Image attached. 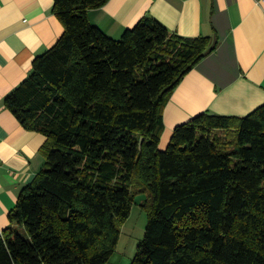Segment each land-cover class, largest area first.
I'll list each match as a JSON object with an SVG mask.
<instances>
[{
	"label": "trees",
	"instance_id": "obj_1",
	"mask_svg": "<svg viewBox=\"0 0 264 264\" xmlns=\"http://www.w3.org/2000/svg\"><path fill=\"white\" fill-rule=\"evenodd\" d=\"M108 1L54 0L64 34L5 99L46 142L0 264H107L139 195L148 223L131 264H264V105L204 112L163 151L166 105L218 43L152 17L114 39L88 17Z\"/></svg>",
	"mask_w": 264,
	"mask_h": 264
},
{
	"label": "crops",
	"instance_id": "obj_2",
	"mask_svg": "<svg viewBox=\"0 0 264 264\" xmlns=\"http://www.w3.org/2000/svg\"><path fill=\"white\" fill-rule=\"evenodd\" d=\"M54 0H0V236L21 191L45 165L46 137L26 130L5 99L30 74L34 60L63 36ZM90 22L120 39L144 17L184 38L209 37L215 52L189 72L164 109L160 148L174 129L204 113L247 116L264 105V2L256 0H109Z\"/></svg>",
	"mask_w": 264,
	"mask_h": 264
},
{
	"label": "rangeland",
	"instance_id": "obj_3",
	"mask_svg": "<svg viewBox=\"0 0 264 264\" xmlns=\"http://www.w3.org/2000/svg\"><path fill=\"white\" fill-rule=\"evenodd\" d=\"M168 145L162 149L166 150ZM145 195H139L134 203L129 219L121 226L120 240L116 251L107 264H131L140 242L145 236L148 223V215L141 204L145 201Z\"/></svg>",
	"mask_w": 264,
	"mask_h": 264
},
{
	"label": "built area",
	"instance_id": "obj_4",
	"mask_svg": "<svg viewBox=\"0 0 264 264\" xmlns=\"http://www.w3.org/2000/svg\"><path fill=\"white\" fill-rule=\"evenodd\" d=\"M258 3H262L264 2V0H256Z\"/></svg>",
	"mask_w": 264,
	"mask_h": 264
}]
</instances>
